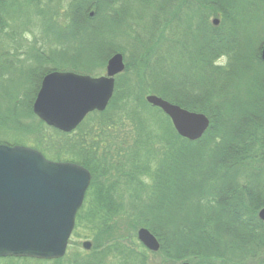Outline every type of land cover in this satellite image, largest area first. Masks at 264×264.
<instances>
[{"label":"trees","instance_id":"1","mask_svg":"<svg viewBox=\"0 0 264 264\" xmlns=\"http://www.w3.org/2000/svg\"><path fill=\"white\" fill-rule=\"evenodd\" d=\"M43 1L53 2L0 0V31L3 11L12 18L23 2L38 14ZM70 1L66 41L77 39L83 53L70 72L96 76L114 54L130 57L106 111L90 114L72 133L39 120L32 146L48 160L90 172L75 228L89 232L92 251L87 257L0 263L108 264L114 258L117 264H147L150 252L141 243L134 249L119 234L125 222L149 230L171 264H264V222L258 217L264 208V0H183L169 29L167 6L177 0H138L140 11L134 0ZM208 8L221 18L219 27L208 25ZM222 58L227 64L216 63ZM53 67L29 71L31 91L23 106L32 116L44 76L62 71ZM144 85L207 116L202 139L181 138L170 119L146 102Z\"/></svg>","mask_w":264,"mask_h":264},{"label":"water","instance_id":"2","mask_svg":"<svg viewBox=\"0 0 264 264\" xmlns=\"http://www.w3.org/2000/svg\"><path fill=\"white\" fill-rule=\"evenodd\" d=\"M218 24L213 21L214 26ZM261 59L264 63V47ZM125 69L123 55L116 53L107 62L105 76L52 72L42 80L33 114L61 132H74L90 114L106 111L116 77ZM146 102L161 110L176 133L190 142L202 139L210 127L204 114L156 95L147 96ZM90 183V172L78 164L48 160L25 146L0 144V258L62 259ZM258 217L264 222V208ZM137 236L147 250L159 252L160 243L149 230L142 228ZM91 247L90 242L83 244L85 250Z\"/></svg>","mask_w":264,"mask_h":264},{"label":"rangeland","instance_id":"3","mask_svg":"<svg viewBox=\"0 0 264 264\" xmlns=\"http://www.w3.org/2000/svg\"><path fill=\"white\" fill-rule=\"evenodd\" d=\"M182 3L183 0H177L175 3L167 6L169 8L167 10V17L170 19L168 22L171 23L173 17L177 19L175 14L181 8ZM21 4L23 5L17 11L16 16L10 14L12 18L8 16L9 13L7 11L1 13L5 24L3 28L1 27L2 30L0 31V142L17 143L18 146L32 148L36 129L40 128L41 124L39 119L36 116L28 114L27 109L23 106L27 102L28 92L31 91V83H26L31 75L29 71L33 68H39L41 71L58 66L63 72H70V68H73L70 64H73L75 59L82 61L83 53L80 52V55L78 46L75 43L62 42L65 41L64 33L67 31L68 20L66 17L70 12V0L47 2L45 6L46 13L42 16H39L35 12V8L29 5L26 6L23 2ZM138 4V0H134L136 11H140V8L143 7L142 3ZM144 5L146 6L145 3ZM155 8H153V11ZM54 14L57 16L54 17ZM205 14L208 25L212 27L220 26L221 18L217 17L213 10L208 8V10H205ZM183 16L182 14L181 18ZM214 20L219 21L218 26L213 25ZM172 25V23L168 24V29ZM134 30H139V27L134 28ZM119 43L123 44L121 40H119ZM39 55L42 57V60L36 59L40 58ZM6 60L9 61L8 63H11L10 66H7V63L5 64ZM128 60H130V57L128 59L124 58L126 66ZM50 61H54V64ZM216 63L225 65L227 64V58H222ZM137 74H139V71L135 69V81L138 80ZM105 75L106 66L103 69H98L96 76L92 77L98 78ZM147 87L145 85L143 87L146 91L145 99L149 95H154ZM127 131H129V135L133 133L130 132L129 127ZM119 227V234L124 238L125 243L128 245L134 244V249L140 246L137 235L138 231L142 228L133 230L125 222H122ZM85 242H90L93 247V241L89 232L84 229L75 228L67 251L68 257L72 258L71 256L76 254L87 257L86 255L90 254L92 250L87 252L83 249ZM108 264H117V262L114 258H111L108 260ZM147 264L171 263H168L158 252H150L147 256Z\"/></svg>","mask_w":264,"mask_h":264},{"label":"flooded vegetation","instance_id":"4","mask_svg":"<svg viewBox=\"0 0 264 264\" xmlns=\"http://www.w3.org/2000/svg\"><path fill=\"white\" fill-rule=\"evenodd\" d=\"M46 4H47V2H42L39 6H40V8H41V10H40V12L38 13V15L39 16H42V15H44L45 13H46V9H45V6H46ZM93 16H94V13H93ZM92 17V16H91ZM83 20V19H82ZM66 29H67V31L64 33V38H65V41H62L63 43H75L77 46H78V42H77V39L76 40H71L70 39V41L69 42H67L66 40L69 38V35L72 33V27H70V29H69V27L68 26H66ZM81 45H82V41H81ZM81 49H82V46L80 47ZM36 69V68H35ZM38 70H40L39 68H37ZM45 70V69H44ZM42 71V70H41ZM46 75H48V74H46ZM45 75V76H46ZM44 76V77H45ZM92 180V179H91ZM86 196H87V194H86ZM95 204H98V203H96V202H94ZM92 250V247H91V249L90 250H86L87 252L88 251H91ZM67 255V254H66Z\"/></svg>","mask_w":264,"mask_h":264}]
</instances>
